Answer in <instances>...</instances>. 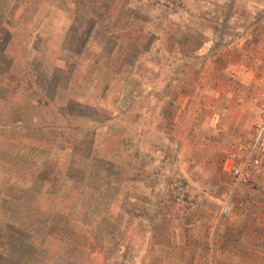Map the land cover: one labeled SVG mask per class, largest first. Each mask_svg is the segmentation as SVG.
<instances>
[{
  "label": "rangeland",
  "instance_id": "obj_1",
  "mask_svg": "<svg viewBox=\"0 0 264 264\" xmlns=\"http://www.w3.org/2000/svg\"><path fill=\"white\" fill-rule=\"evenodd\" d=\"M263 113L264 0H0V264H264Z\"/></svg>",
  "mask_w": 264,
  "mask_h": 264
},
{
  "label": "built area",
  "instance_id": "obj_2",
  "mask_svg": "<svg viewBox=\"0 0 264 264\" xmlns=\"http://www.w3.org/2000/svg\"><path fill=\"white\" fill-rule=\"evenodd\" d=\"M264 165V113L257 124L255 136L247 152L238 164H232L230 173L232 185L236 189L247 183L252 170H260Z\"/></svg>",
  "mask_w": 264,
  "mask_h": 264
},
{
  "label": "trees",
  "instance_id": "obj_3",
  "mask_svg": "<svg viewBox=\"0 0 264 264\" xmlns=\"http://www.w3.org/2000/svg\"><path fill=\"white\" fill-rule=\"evenodd\" d=\"M106 185H108V183H106ZM82 187H83V184L82 185H74L73 187H72V195H71V200H64L65 202H70V201H72V198H73V196H75V194L76 193H78L81 189H82ZM24 196H28L26 193H24ZM32 199H34V198H32ZM24 200H26V205H27V207H31V198L28 196V200H27V197H24ZM35 200V199H34ZM32 205H34V203H32ZM4 213H6V211H4L3 209H1L0 208V221L1 220H6L4 223H5V225H4V223H3V226L2 227H0V231L2 232V238H4L5 236H6V234H5V230H6V224L8 223L7 222V220L9 219V218H11V216L12 215H10V217L9 218H6V217H4ZM27 213V212H26ZM118 215H121L120 217H122V214H118ZM103 219V218H102ZM10 220V219H9ZM5 226V227H4ZM112 226H114V225H112ZM105 227H103V229H102V232H103V236H104V238L105 239H108L109 238V240H111L112 242L114 241V239L116 238L115 236H113V234L112 233H110L111 231L109 230V232H108V235L105 233ZM111 243V242H110ZM50 262H48V264H49Z\"/></svg>",
  "mask_w": 264,
  "mask_h": 264
},
{
  "label": "crops",
  "instance_id": "obj_4",
  "mask_svg": "<svg viewBox=\"0 0 264 264\" xmlns=\"http://www.w3.org/2000/svg\"><path fill=\"white\" fill-rule=\"evenodd\" d=\"M231 167V166H230Z\"/></svg>",
  "mask_w": 264,
  "mask_h": 264
}]
</instances>
